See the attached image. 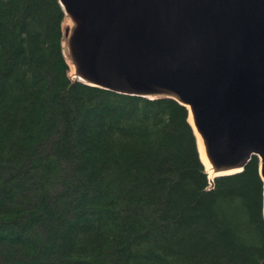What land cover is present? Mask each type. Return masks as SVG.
<instances>
[{
  "label": "trees",
  "instance_id": "obj_1",
  "mask_svg": "<svg viewBox=\"0 0 264 264\" xmlns=\"http://www.w3.org/2000/svg\"><path fill=\"white\" fill-rule=\"evenodd\" d=\"M58 0H0V264H263L254 156L210 184L186 108L71 82Z\"/></svg>",
  "mask_w": 264,
  "mask_h": 264
},
{
  "label": "water",
  "instance_id": "obj_2",
  "mask_svg": "<svg viewBox=\"0 0 264 264\" xmlns=\"http://www.w3.org/2000/svg\"><path fill=\"white\" fill-rule=\"evenodd\" d=\"M58 3L70 21L62 54L71 82L184 106L212 173L208 189L254 156L264 181V0Z\"/></svg>",
  "mask_w": 264,
  "mask_h": 264
},
{
  "label": "bare ground",
  "instance_id": "obj_3",
  "mask_svg": "<svg viewBox=\"0 0 264 264\" xmlns=\"http://www.w3.org/2000/svg\"><path fill=\"white\" fill-rule=\"evenodd\" d=\"M69 25H70V21L68 19H65V22H64L63 26H66L67 27ZM68 75L70 77H72V75H73V68H72V66H69V73H68ZM188 122L191 124V126L193 128V131H194V134L196 136L197 149H198V153H199L200 160L202 161V163L205 166V173H207L206 175H207L208 179L211 180L212 179V173L210 172L209 165H208L207 159L205 157L204 146H203V143H202V140H201L199 134L197 133V131H196L194 125H193L192 118H191V115L190 114H189ZM263 190H264V181H263ZM262 206H263V204H262ZM262 213H263V207H262Z\"/></svg>",
  "mask_w": 264,
  "mask_h": 264
},
{
  "label": "rangeland",
  "instance_id": "obj_4",
  "mask_svg": "<svg viewBox=\"0 0 264 264\" xmlns=\"http://www.w3.org/2000/svg\"><path fill=\"white\" fill-rule=\"evenodd\" d=\"M199 154V153H198ZM199 159H200V157H199ZM201 161V160H200ZM202 163V162H201ZM204 167V166H203Z\"/></svg>",
  "mask_w": 264,
  "mask_h": 264
}]
</instances>
